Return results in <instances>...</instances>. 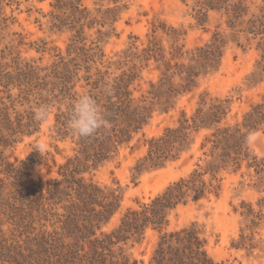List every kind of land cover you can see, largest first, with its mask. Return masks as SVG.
<instances>
[{
    "label": "rangeland",
    "instance_id": "obj_1",
    "mask_svg": "<svg viewBox=\"0 0 264 264\" xmlns=\"http://www.w3.org/2000/svg\"><path fill=\"white\" fill-rule=\"evenodd\" d=\"M202 1L66 0L61 4L58 0H0V107H5L14 121L17 114L32 112L36 104L54 105L49 124H40L34 134L20 135L16 142L0 145L2 158L16 169L25 165L35 181L59 178V167L73 155L74 144L56 133L58 109L65 111L68 101L81 93L94 96L111 89L122 74L130 71L136 73L129 87L131 97L136 103H149L151 84H157L163 68L158 69L159 64L153 60L141 61L138 55L146 48L152 31L156 29L153 35L166 52L173 43L183 47L184 52L191 51L219 33L225 42L219 69L199 77L190 92L177 95L168 111L153 105L150 119L131 142L84 175L86 180L120 189V208L104 230L117 226L127 209H137L188 176L200 163L199 145L205 132L195 136L190 149L178 160L162 168L139 171L137 165L145 153L146 140L174 126L181 112L190 115L202 98L206 102L228 100L225 122L234 124L264 94V78L256 82L250 79L262 55V36L248 33L245 24L250 14H259L262 0H248L249 14L242 18V25L235 26H230L224 9H204L206 17L200 23L196 14ZM73 5L78 6L77 11ZM161 26L175 34H166ZM73 48L84 49L93 57L86 58L87 54ZM64 80L71 88L68 95L62 91ZM173 82L178 85L179 77L175 76ZM56 83L58 90L53 89ZM0 131L8 133L2 128ZM40 142L47 143L48 148L38 150ZM249 145L253 154L264 161V130L253 133ZM221 176L220 194L204 193L179 205L171 212L166 231L194 227L216 262L264 264V173L256 174L243 164L239 171H225ZM4 178L0 174V179ZM11 181L6 177L2 197L9 196ZM249 208L261 214V220L255 219L256 226L251 223L254 217L245 214ZM41 224L50 230V224L44 222L33 227L39 230ZM158 235L148 229L143 240L129 248L137 264L148 263ZM13 236L24 239L20 230L12 231L9 212H1L0 240L9 238L10 244ZM4 253L0 249V264H9Z\"/></svg>",
    "mask_w": 264,
    "mask_h": 264
},
{
    "label": "trees",
    "instance_id": "obj_2",
    "mask_svg": "<svg viewBox=\"0 0 264 264\" xmlns=\"http://www.w3.org/2000/svg\"><path fill=\"white\" fill-rule=\"evenodd\" d=\"M65 1L58 0L61 4ZM247 1L203 0L198 5L197 20L204 21V9H224L230 26L242 25V18L249 14ZM73 7L77 11L78 6ZM258 10L259 14H250L245 22L248 33L262 36L259 42L262 55L251 82L264 78V0ZM160 28L166 34L174 32L165 30L164 26ZM155 32L156 29L138 55L141 61L153 60L159 64L158 69L163 68L157 84H151V102L136 103L131 97L129 87L136 73L130 71L115 82L111 94L105 88L93 96L102 106L110 128H102L92 137H78L67 126V107L65 111L58 109L56 133L60 139H70L74 144L73 155L59 167V178L35 181L30 178L25 165L14 168L0 152V174L5 175L0 179V213L9 212L12 231L20 230L24 236L23 240L13 236L10 244L9 238L0 240V249L5 252L9 264H137L128 250L143 240L148 229L159 235L147 264H226L216 262L208 255L205 242L194 227L174 231H166V228L171 212L179 205H186L204 193L218 196L223 172L235 173L245 164L256 174L264 173V161L253 154L249 145L251 135L264 130V94L243 114L242 120L234 124L225 122L228 100L206 102L202 98L190 115L181 112L174 126L147 139L145 153L138 161L139 171L162 168L178 160L190 149L195 136L205 132L199 145L202 164L148 203L137 209H127L118 225L110 230H104V227L120 208V189L86 180L84 176L131 142L150 119L153 105H158L163 112L168 111L174 106L177 95L190 92L199 77L220 67L225 42L219 33L191 51L184 52L183 47L173 43L166 52L153 35ZM73 50L87 54L86 58L93 57L84 49ZM56 74L61 75V72ZM175 76L179 77L178 85L173 82ZM58 86V83L54 84L53 89L58 90ZM70 89L64 80L62 91L68 95ZM0 121V128L8 132L3 135L0 131V145L3 146L16 142L17 136L32 135L40 128L33 119V112L17 114L11 121L5 107H0ZM6 177L13 180L10 183L12 190L8 197H2ZM245 214L254 217L253 226L257 225L255 219L261 220V214L252 213L250 208ZM41 222L49 223L50 230H46L45 224H41L39 230L33 227Z\"/></svg>",
    "mask_w": 264,
    "mask_h": 264
},
{
    "label": "clouds",
    "instance_id": "obj_3",
    "mask_svg": "<svg viewBox=\"0 0 264 264\" xmlns=\"http://www.w3.org/2000/svg\"><path fill=\"white\" fill-rule=\"evenodd\" d=\"M111 94L110 89H105ZM67 126L72 134L85 138L94 136L100 129L110 128L109 122L105 119L102 106L88 93H81L78 97L68 101ZM54 111L52 103H39L33 106V119L38 124H49ZM38 150H46L48 144L40 142Z\"/></svg>",
    "mask_w": 264,
    "mask_h": 264
}]
</instances>
